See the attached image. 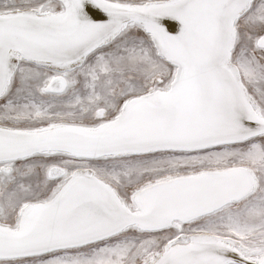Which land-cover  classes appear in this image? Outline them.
<instances>
[{"label": "bare ground", "instance_id": "6f19581e", "mask_svg": "<svg viewBox=\"0 0 264 264\" xmlns=\"http://www.w3.org/2000/svg\"><path fill=\"white\" fill-rule=\"evenodd\" d=\"M60 1L56 11H0V99L20 56L71 70L134 25L177 66V76L168 88L125 100L114 118L98 124L0 126V164L38 156L99 160L188 153L264 136V110L232 65L237 21L253 0ZM258 44L264 47V35ZM61 71L49 77L48 92L62 94L70 85ZM47 175L61 180L55 190L28 202L14 225L0 222V262L79 249L107 241L112 231L181 229L195 216L246 199L258 186L250 169L235 165L156 181L134 193L129 204L90 171L66 174L52 166ZM238 243L207 234L184 236L169 242L151 264H264V250L254 252ZM57 248L61 250L43 254Z\"/></svg>", "mask_w": 264, "mask_h": 264}, {"label": "rangeland", "instance_id": "374dc122", "mask_svg": "<svg viewBox=\"0 0 264 264\" xmlns=\"http://www.w3.org/2000/svg\"><path fill=\"white\" fill-rule=\"evenodd\" d=\"M142 2L150 0H115ZM60 0H0V11L50 8ZM264 0H253L237 21L232 65L246 92L264 110ZM143 28L130 27L105 46L88 54L71 70H57L20 56L7 94L0 99V126L36 128L68 122L98 124L114 118L125 100L168 88L177 66L166 59ZM65 72L70 85L62 94L46 90L51 75ZM250 169L258 186L246 199L209 216L156 233L136 230L79 249L1 261L0 264H151L171 241L194 235L232 240L251 251L264 250V136L196 152L163 151L99 160L69 156H38L11 165L0 164V222L14 225L28 203L43 200L59 185L47 170L59 166L66 174L90 171L131 204V197L156 181L229 166ZM82 169V170H81Z\"/></svg>", "mask_w": 264, "mask_h": 264}, {"label": "water", "instance_id": "95a60500", "mask_svg": "<svg viewBox=\"0 0 264 264\" xmlns=\"http://www.w3.org/2000/svg\"><path fill=\"white\" fill-rule=\"evenodd\" d=\"M137 26V25H136ZM135 25L133 26V27H136ZM132 28V27H131ZM63 133H67V134H70V135H75V136H77L78 138H79V136L81 137V136H83L82 135V133H77L76 131H71V130H66V131H64ZM30 137H28V139L27 140H31V139H29ZM86 138H87V136H86ZM33 157V156H32ZM29 158H31V157H29ZM34 158V157H33ZM255 191V189L253 190V191H251V192H247L246 194V197L247 196H249V195H251L253 192ZM206 216H208V213H203V214H201V215H199V216H195V217H193L192 219H191V221H196V220H198L199 218L201 219V218H203V217H206ZM188 223V222H187ZM122 233H124V232H122V231H118V232H115V231H112V232H108V234H107V236H105L106 237V239L108 240V239H111V238H114V237H116V236H118V235H120V234H122ZM97 241V240H96ZM96 241H93V242H96ZM101 241H103V240H101ZM90 244H93V243H90ZM68 248V247H67ZM59 250H61V248H57V249H50V250H47V252L46 251H43L44 253L43 254H46V253H52V252H56V251H59ZM36 255V253H28V254H23V255H18L16 258H19L20 256L22 257V258H31V257H34Z\"/></svg>", "mask_w": 264, "mask_h": 264}]
</instances>
